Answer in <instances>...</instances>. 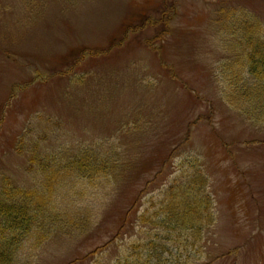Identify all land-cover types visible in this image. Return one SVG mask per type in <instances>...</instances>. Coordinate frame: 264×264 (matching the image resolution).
<instances>
[{
	"label": "rangeland",
	"instance_id": "obj_1",
	"mask_svg": "<svg viewBox=\"0 0 264 264\" xmlns=\"http://www.w3.org/2000/svg\"><path fill=\"white\" fill-rule=\"evenodd\" d=\"M240 9L264 27V0H0V189L58 168L62 225L83 226L15 264H124L183 168L216 215L188 264H264V121L225 95ZM85 150L109 170L66 176Z\"/></svg>",
	"mask_w": 264,
	"mask_h": 264
},
{
	"label": "trees",
	"instance_id": "obj_2",
	"mask_svg": "<svg viewBox=\"0 0 264 264\" xmlns=\"http://www.w3.org/2000/svg\"><path fill=\"white\" fill-rule=\"evenodd\" d=\"M234 12L240 19L235 20L232 30L239 34L237 41L244 50L229 60L225 95L230 105L250 120L264 121V27L246 10ZM40 166L42 189L12 183L0 189V264H15L20 250L39 248L63 232L71 237L83 229L79 220L62 225V209L57 205L60 172L58 168L47 169L44 162ZM107 166L97 160L96 154L85 150L62 168L66 176L78 172L77 176L92 177V173H101ZM208 184V176L198 169L183 168L164 191V197L158 202L153 200L154 211L147 209L138 215L139 232L133 236L130 256L124 264H188L191 258V262L202 260L204 236L216 222ZM71 211L66 212L75 216Z\"/></svg>",
	"mask_w": 264,
	"mask_h": 264
}]
</instances>
